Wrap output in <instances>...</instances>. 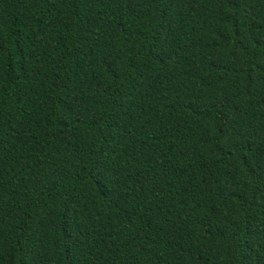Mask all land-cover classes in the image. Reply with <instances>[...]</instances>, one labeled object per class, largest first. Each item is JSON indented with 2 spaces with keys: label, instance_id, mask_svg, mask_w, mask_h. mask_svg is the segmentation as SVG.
<instances>
[{
  "label": "trees",
  "instance_id": "obj_1",
  "mask_svg": "<svg viewBox=\"0 0 264 264\" xmlns=\"http://www.w3.org/2000/svg\"><path fill=\"white\" fill-rule=\"evenodd\" d=\"M0 264H264V0H0Z\"/></svg>",
  "mask_w": 264,
  "mask_h": 264
}]
</instances>
